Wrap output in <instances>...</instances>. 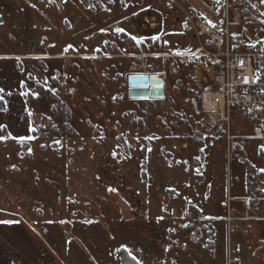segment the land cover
Returning a JSON list of instances; mask_svg holds the SVG:
<instances>
[{"label": "rangeland", "instance_id": "obj_1", "mask_svg": "<svg viewBox=\"0 0 264 264\" xmlns=\"http://www.w3.org/2000/svg\"><path fill=\"white\" fill-rule=\"evenodd\" d=\"M214 5L222 27L221 0H0V264H264V244L248 247L264 226L244 227L264 220L259 142L227 162L193 106L211 67L174 56L185 11ZM239 14L233 39H262L264 3ZM142 73L163 75L162 97L128 98ZM232 126L251 133L243 113Z\"/></svg>", "mask_w": 264, "mask_h": 264}, {"label": "built area", "instance_id": "obj_2", "mask_svg": "<svg viewBox=\"0 0 264 264\" xmlns=\"http://www.w3.org/2000/svg\"><path fill=\"white\" fill-rule=\"evenodd\" d=\"M222 27H217L214 5L213 18L185 11L184 26L189 34V52L174 54L183 63L211 67V84L197 95L199 113L206 124L225 140L227 162L234 154L235 145L241 139L259 142L260 155L264 159V37L252 43L233 39L231 26L239 21L241 0H221ZM231 15V16H230ZM247 76L249 83H242ZM256 79L253 84L251 81ZM245 114L251 126V133L237 136L232 132V118L235 113ZM238 160H243L242 156ZM183 215L195 218L192 211Z\"/></svg>", "mask_w": 264, "mask_h": 264}, {"label": "water", "instance_id": "obj_3", "mask_svg": "<svg viewBox=\"0 0 264 264\" xmlns=\"http://www.w3.org/2000/svg\"><path fill=\"white\" fill-rule=\"evenodd\" d=\"M129 99L160 98L164 94V77L162 74H133L128 77ZM193 106L197 110L196 102Z\"/></svg>", "mask_w": 264, "mask_h": 264}, {"label": "crops", "instance_id": "obj_4", "mask_svg": "<svg viewBox=\"0 0 264 264\" xmlns=\"http://www.w3.org/2000/svg\"><path fill=\"white\" fill-rule=\"evenodd\" d=\"M151 25L154 26V24H151ZM151 25H150V27H153ZM174 25L175 24H171L170 25L171 31L173 30L172 32L174 33V35H177V34L181 35V33H179V31L177 30V27L175 28ZM170 37H171L172 40H175L174 36L173 37L170 36ZM179 41H180L181 45H183V49H184V51L182 49H179V50H181L179 53H181V52H189V51H191L193 49V47H191V45H189V43L187 42L186 37H184V40L182 38L179 39ZM240 149H242V148H240ZM238 157H237V159H238ZM254 167L256 169H264V160H263V162H257L256 165L254 164ZM229 199H230V201H237V200H244L245 197H244L243 193H238V194H236L234 196H230ZM252 199L259 201L258 203L264 204V198L263 197L262 198L261 197H253ZM251 212L254 213L253 215L259 216L258 215L259 213L257 214L256 212H254V209H252V211H250V213ZM248 213H249V210H248ZM229 216H231V215H229ZM203 218L206 219V220H209L208 217H203ZM230 219H231V217H230ZM246 221H249V220H246ZM250 221H252V222H250V224H248V225H245L244 227H245L246 231L250 232V234H252V236H253V233H257L258 232L259 226L263 228L264 224H262V223L264 222V220H258L257 218H256V220H253V218H252ZM259 232H260V230H259ZM260 233L262 234L261 237H260L261 240L259 241V240H254V238H251V241L253 243L250 241L251 244H249L248 247H253V248L257 249V247H259L262 244H264V239H263L264 238V235H263L264 234V230L261 229Z\"/></svg>", "mask_w": 264, "mask_h": 264}, {"label": "snow or ice", "instance_id": "obj_5", "mask_svg": "<svg viewBox=\"0 0 264 264\" xmlns=\"http://www.w3.org/2000/svg\"><path fill=\"white\" fill-rule=\"evenodd\" d=\"M261 2L264 3V0H261ZM102 31H103V30H102ZM123 31H124V29H123L122 27L116 29V32H123ZM131 38H132V40L137 41L138 44L141 43V42L143 41V39H144L143 37L137 38L135 35H133ZM158 38H159V37H157V36H153V37H152L153 40H156V39H158ZM68 47L71 48L72 46L69 45ZM65 51H67V49H65ZM256 79H259V77H256L255 79H253V80L251 81V83L254 84V83L256 82ZM21 83H23V82H21ZM242 83H244V84H248V83H249V78H248L247 76H244V77L242 78ZM4 91H5L4 88H0V100H3V99H4V97H3V95H2V93H4ZM8 94L11 95L12 93L9 92ZM21 95H24V93H21ZM3 110H4V111H7V108L5 107ZM6 127H7L6 125H0V129L6 128ZM35 130H36V129L33 128L32 125H29V126H28V131H30V132H34ZM9 135H11V133H9ZM13 138H14V139H18V140L21 141V142H23V141H25V140H31V139H33V137L30 136V135H21V136L13 137ZM3 139H5V137L0 136V140H3ZM261 171H264V169H261ZM111 190L114 191L115 189H111ZM0 223H12V221H0Z\"/></svg>", "mask_w": 264, "mask_h": 264}, {"label": "trees", "instance_id": "obj_6", "mask_svg": "<svg viewBox=\"0 0 264 264\" xmlns=\"http://www.w3.org/2000/svg\"><path fill=\"white\" fill-rule=\"evenodd\" d=\"M125 253H127L125 249H121V250H120V255L123 256ZM136 263H137V262H136ZM121 264H125L124 260H122Z\"/></svg>", "mask_w": 264, "mask_h": 264}, {"label": "flooded vegetation", "instance_id": "obj_7", "mask_svg": "<svg viewBox=\"0 0 264 264\" xmlns=\"http://www.w3.org/2000/svg\"><path fill=\"white\" fill-rule=\"evenodd\" d=\"M196 102V101H195ZM196 106H197V102H196ZM198 108V107H197Z\"/></svg>", "mask_w": 264, "mask_h": 264}]
</instances>
